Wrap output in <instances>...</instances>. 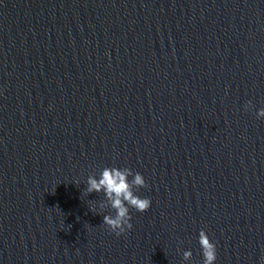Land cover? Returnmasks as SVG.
I'll return each mask as SVG.
<instances>
[{
  "label": "clouds",
  "instance_id": "obj_1",
  "mask_svg": "<svg viewBox=\"0 0 264 264\" xmlns=\"http://www.w3.org/2000/svg\"><path fill=\"white\" fill-rule=\"evenodd\" d=\"M247 107H251V102H248ZM257 117H264V108L258 110ZM129 176H133V172L129 168L105 167L99 178L93 176L87 178V193L103 191L110 208L115 211L114 216L111 214L103 216V224L117 236L133 227L132 217L129 213L130 208H135L138 212L143 213L151 205L149 198H141L132 191L133 186L136 188L147 187L144 177L140 173H135L134 178L129 181ZM103 206L100 205V207ZM199 244L204 257L203 264H214L217 259L216 245L211 242L204 230L199 232ZM191 257V251L183 253L184 260H190Z\"/></svg>",
  "mask_w": 264,
  "mask_h": 264
}]
</instances>
